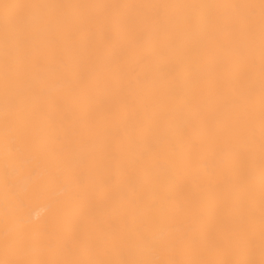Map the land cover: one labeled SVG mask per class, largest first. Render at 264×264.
I'll return each instance as SVG.
<instances>
[{"label":"bare ground","instance_id":"obj_1","mask_svg":"<svg viewBox=\"0 0 264 264\" xmlns=\"http://www.w3.org/2000/svg\"><path fill=\"white\" fill-rule=\"evenodd\" d=\"M0 264H264V0H0Z\"/></svg>","mask_w":264,"mask_h":264}]
</instances>
